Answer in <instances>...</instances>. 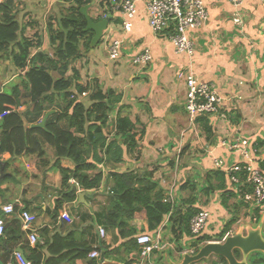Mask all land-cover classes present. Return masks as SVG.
<instances>
[{
    "label": "crops",
    "instance_id": "0c3cea01",
    "mask_svg": "<svg viewBox=\"0 0 264 264\" xmlns=\"http://www.w3.org/2000/svg\"><path fill=\"white\" fill-rule=\"evenodd\" d=\"M204 1L209 19L204 26L191 32L194 41L191 57L176 54L166 36L151 32L141 3H137V16L131 20L132 31L128 34L120 29V14L111 15L107 30L99 41L105 59L96 58L95 48L99 43L87 53L81 44V56L71 63L65 77H69L72 70L76 71L79 74L77 83L97 80L104 92L113 90L120 96V103L110 114L103 135L107 143L115 139L116 118L120 110L121 115L136 126V140L140 145L139 156L124 146L118 149L116 156L106 155V147L99 150L100 161L96 166L97 172L102 174V181L98 188L84 191L77 183H71L73 179L67 183L76 187L77 194L83 193L81 199L77 196L72 202L56 205L66 192L59 168L73 171L75 165L71 160L58 158L52 147L41 144L39 137L40 147L35 144L24 147L19 138L10 137L0 125V137L4 133V147L0 151V208L7 204H14L15 208V212L9 215H4L0 209L5 226L0 237V253L5 257V252L12 250L7 264H19L14 257L17 249L24 258H29L32 257L30 249L36 246L41 255L40 264H130L137 257L136 251L126 252L123 244L130 239L136 241L140 234L157 231L169 245L165 251L153 253L150 264H154L153 259L155 264H180L181 250L193 245L195 238L184 233L175 238L172 230L180 226L179 217L185 216L190 208L195 213L206 210L211 214L203 235L212 237L213 242L220 241L217 237L225 230L223 237L239 232L244 234L247 229H255L258 225L262 228L264 212L253 204L241 202V192L230 185L223 170L215 169L213 160L221 159L227 166L244 163L239 153L222 145L223 141L228 143L239 137L251 144L249 153L254 166L264 162L258 151L264 139V11L256 0H245L239 8L226 1ZM14 2L17 17L19 12L25 14L27 37H40L41 45L37 50L50 55L48 26L57 27L51 9L67 8L75 0ZM110 3L111 0H91L87 4L90 5L89 17L98 19ZM97 9L94 16L92 12ZM44 14H48L46 19ZM106 36L122 41L121 58L117 61H110L106 55ZM144 49L151 51L152 62L139 69L131 64V58ZM185 67H190L200 81L217 88L225 100L220 110L223 117L199 116L190 123L184 108L186 87L176 78L177 71ZM14 70L16 72L10 79L0 82V93L19 85L15 78H20L21 83L23 73ZM86 97L81 98L82 101ZM61 100L60 96L56 102ZM32 105L30 97L20 94L18 103L7 109L22 115L25 129L37 128L34 126L44 120L46 113L50 116L60 111L59 105L54 104L42 114H32ZM203 121L209 126L208 133L201 128ZM45 124L46 120L44 129ZM89 161L94 163L92 158ZM153 171L152 179L162 189L164 198L173 205V210L163 217L155 231L149 230L145 211L136 212L128 226L132 235L121 238L117 229L104 219L113 203L112 192L118 187L110 174ZM210 171L224 174L225 190L215 189L218 180L214 176L207 181ZM21 210L35 217L33 230L37 241L34 245L29 243L28 233L18 219ZM64 211L68 212L71 222L61 218ZM254 217L258 224L252 223ZM99 228L104 229V238L100 237ZM64 241L67 249L62 245ZM86 249L87 253L81 258L80 254ZM93 250L98 252V258L89 257ZM171 258L174 259L172 262Z\"/></svg>",
    "mask_w": 264,
    "mask_h": 264
},
{
    "label": "trees",
    "instance_id": "16d2710c",
    "mask_svg": "<svg viewBox=\"0 0 264 264\" xmlns=\"http://www.w3.org/2000/svg\"><path fill=\"white\" fill-rule=\"evenodd\" d=\"M90 2L91 0H75L74 3L68 5L67 14L57 20L56 28L48 26L51 55L37 50L41 45L40 37L25 36L26 26H21L17 20L14 0H4L0 3V59L10 60L13 67L23 73L19 85L12 87L11 91L0 93V116L7 111L8 106L18 103L22 90L32 100L33 105L30 111L32 114H42L48 106L54 104L60 107L59 112H54L47 117L45 129H25L22 115L11 111L1 117V129L7 130L10 137L19 138L24 147L34 146L33 144L35 147L36 145L40 147L37 138L39 137L41 144L52 147L58 158L69 159L73 162L75 165L73 171L59 168L62 186L66 188V192L62 194L56 205L76 199L77 189L67 185L69 179L76 181L84 191L98 188L102 181V174L97 172L96 166V163L100 161L97 156L99 150L102 151L106 147V155L116 156L118 149L121 150L120 147L124 146L131 149L137 156L140 155V145L136 140L138 137L136 126L128 117L122 116L120 110L116 118L115 139L107 143L103 135L108 118L120 103L121 97L113 90L104 92L97 80L91 83H77L79 74L76 71L72 70L71 75L65 77L71 63L81 56V44L86 53L90 48L93 33L84 31L87 24L80 13V8ZM104 11L112 13L110 7L102 12ZM99 19L100 17L93 21ZM33 50H35L34 53ZM51 70L57 71L59 77L53 78ZM60 96L62 100L57 103ZM85 96H87V102L81 99ZM201 128L205 133L209 132L206 121L202 122ZM3 136L4 133L0 137V151L4 147ZM90 158L94 163L89 161ZM258 168L264 175V162L260 163ZM110 175L118 187L112 192L113 203L104 216L106 223L117 229L121 238H129L132 235L128 227L130 220L136 212L145 211L149 230H157L163 217L173 210V205L164 198L162 189L152 179L154 171L152 173H111ZM212 176L218 180L215 189L225 190L224 174L221 171H210L206 178L208 182L212 180ZM246 190L250 191L249 188L240 189L241 196ZM241 202L245 203L243 199ZM222 205H225L224 200ZM258 208L264 209V205ZM195 212L190 208L185 216L179 217L180 226L172 230L175 238H179L183 233L191 236L189 221ZM225 232L226 230L222 231L217 240H221ZM261 232L264 239V224ZM194 238L193 245L213 241L212 237L206 235ZM62 243L67 249L68 245L64 244L65 241ZM123 247L126 252H138L139 250L133 239L124 243ZM36 248L38 246L30 249L32 257H23L27 264H40L41 255L37 253ZM11 251L8 249L4 254L5 257L0 253L1 264H7L6 261ZM86 253L87 249L80 254L81 258ZM256 254L258 253H253V256ZM234 256L237 260L241 258L238 251H234ZM215 258L214 264H227L223 258ZM253 264H264V255L256 257Z\"/></svg>",
    "mask_w": 264,
    "mask_h": 264
},
{
    "label": "built area",
    "instance_id": "2783aa9c",
    "mask_svg": "<svg viewBox=\"0 0 264 264\" xmlns=\"http://www.w3.org/2000/svg\"><path fill=\"white\" fill-rule=\"evenodd\" d=\"M211 1L212 3L226 1L233 7L239 8L245 0ZM256 1L264 11V0ZM137 3H141L144 6L148 27L154 35L166 36L173 45L176 54L186 55L187 57L193 55L194 41L190 37L191 32L204 26L209 19L204 0H111L110 10L112 13L104 11L101 14V18L113 13L120 14V29L122 33L128 34L132 31L131 20L137 16ZM122 45L121 40L105 37L106 55L110 61H117L121 58ZM151 62L152 54L149 49H144L131 58V64L139 69H144ZM176 78L178 81H183L186 87L184 108L189 116L190 123H193L194 119L199 116H224V114L220 113V110L225 100L213 84L200 81L190 67L179 69L176 73ZM9 112L7 109L2 116ZM222 145L231 152L239 153L244 163H235L227 166L223 160L214 159L213 166L215 169L223 170L226 173L230 185L235 187L238 192H240L241 188L250 189V191L246 190L242 193V199L245 203L262 207L264 205V175L258 167L254 166L250 158L251 144L248 140L237 137L228 143L223 141ZM258 151L263 155L264 159V139ZM71 183L77 185L75 181H71ZM0 209L4 215L12 214L14 213V204L3 205ZM260 211L264 212V209H260ZM61 218L64 221L71 222L67 211L62 212ZM18 219L21 222L22 229L28 233L29 243L34 245L37 241L33 230L35 217L31 213L21 210L18 213ZM210 220L211 214L206 210L195 213L189 221L191 236H202ZM257 222L254 217L252 223L258 224ZM3 233L4 221L0 218V237ZM99 235L101 238L105 237L103 228H99ZM225 237L215 242H222ZM136 244L139 247L138 252H136L137 257L130 264H150L151 255L155 252L165 251L169 245L167 241L162 240L160 231L154 234L144 233L138 235ZM203 244L191 245L188 249H182L180 253L182 256L184 254H195L196 248L198 247L199 250ZM14 257L19 264H27L20 253L15 252ZM89 257L98 258L99 254L96 250H93L89 253Z\"/></svg>",
    "mask_w": 264,
    "mask_h": 264
},
{
    "label": "water",
    "instance_id": "95a60500",
    "mask_svg": "<svg viewBox=\"0 0 264 264\" xmlns=\"http://www.w3.org/2000/svg\"><path fill=\"white\" fill-rule=\"evenodd\" d=\"M89 8L90 5L83 6L80 8V13L85 18L87 24L84 31L93 33L90 41V49L93 50L107 30L111 15H107L105 18L100 17L99 21H93L87 13ZM48 115L46 114L44 120L34 127L44 129V123ZM77 196L78 199H81L83 193H78ZM234 251H238L242 258H246L253 253L264 254V239L262 237L261 225H258L255 229H247L244 234L239 232L236 235L227 236L222 242H206L195 254H184L180 264H194L210 257L223 258L227 264H247L243 260H237L234 256ZM17 252L21 254L20 249H17Z\"/></svg>",
    "mask_w": 264,
    "mask_h": 264
},
{
    "label": "rangeland",
    "instance_id": "374dc122",
    "mask_svg": "<svg viewBox=\"0 0 264 264\" xmlns=\"http://www.w3.org/2000/svg\"><path fill=\"white\" fill-rule=\"evenodd\" d=\"M66 10H67V8L51 9V13L56 17V20H58L61 16L67 14L66 13ZM92 13L95 16L98 13V9L95 10V11H93ZM47 15L48 14H44L45 19H46ZM37 17H39V15H36V18ZM17 19L19 20V23L21 24V26L24 25V22H25V14H23V12H19ZM24 34H25V36H27V32L26 31H25ZM95 49H96L95 50L96 51V53H95L96 54V58L99 59V60H101V61L103 59H105L104 58V54L102 53L101 48H100V43H99V45ZM14 72H16V71L12 67V64H11L10 61L8 62L5 59H1L0 60V82L1 81H7L8 79H10L12 77V75L14 74ZM50 72L52 73L53 78H55V79L58 78L59 73L57 71L51 70ZM15 81H17V84H20V78H15ZM21 95L22 96H25V92L23 90L21 92ZM83 102H87V99L86 98L83 99ZM263 255L264 254H262V253H258V254L254 255V256H253V254H251L249 257H246V258H242L241 257L239 259V261L240 260H243L247 264H253L254 261H256V257H261ZM172 260H174V259L171 258L170 261L172 262ZM215 261H216V258L215 257H210L208 259L201 260V261H199L197 263H194V264H214ZM153 263L155 264L154 259H153ZM156 264H160V263L159 262H156Z\"/></svg>",
    "mask_w": 264,
    "mask_h": 264
}]
</instances>
